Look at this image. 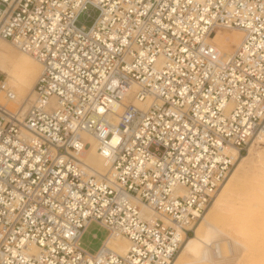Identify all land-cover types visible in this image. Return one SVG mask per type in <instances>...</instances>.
<instances>
[{
    "label": "built area",
    "instance_id": "1",
    "mask_svg": "<svg viewBox=\"0 0 264 264\" xmlns=\"http://www.w3.org/2000/svg\"><path fill=\"white\" fill-rule=\"evenodd\" d=\"M0 39L42 66L23 117L0 101V264H171L264 143V0H0ZM93 222L126 253L85 248Z\"/></svg>",
    "mask_w": 264,
    "mask_h": 264
},
{
    "label": "rangeland",
    "instance_id": "2",
    "mask_svg": "<svg viewBox=\"0 0 264 264\" xmlns=\"http://www.w3.org/2000/svg\"><path fill=\"white\" fill-rule=\"evenodd\" d=\"M97 15L98 10H92L90 16L85 13L80 17V21L89 26L92 24ZM227 34L230 35L229 41L225 40V36ZM241 34L244 36V33ZM213 39H215L216 44L223 46L228 50V52L235 51L238 46V38L236 35L231 34L230 30L227 29H218L215 31ZM8 49L13 53L9 52ZM8 52L11 55H15V58L17 57L15 62V65L18 66L17 72L21 73V71H23L25 74L27 71V61L31 62L30 57L19 51V49H17L12 43L0 39V54H7ZM19 62H21V64ZM10 66L12 65L10 64ZM20 69L22 70L20 71ZM32 72V75L37 77V74H35L34 71ZM0 73L2 72L0 71ZM2 75L4 78L7 77V74L5 73H2ZM34 77L32 83H30L27 87L30 91V99L33 98L32 90L36 81V78L34 79ZM15 78H17V75ZM254 146L255 150L262 154L263 161L262 163H259L261 166L252 162L254 165L251 163L248 164L244 171L238 174L237 179L231 187L228 197L226 198L227 201H225V209L221 210L218 217L213 220L214 225L225 234V236L223 235V237H220L221 239H218V241L222 244L224 251H228L229 242L234 245V250L237 248L235 253L228 257L226 264H253L254 261L260 260L264 257V143ZM243 154L246 155L247 151ZM235 167L236 166L233 167L223 185L233 174ZM249 168L250 171L248 170ZM213 201L209 207L212 205ZM208 208L203 212V217L199 219L190 236H194L195 230L204 218ZM206 231L207 230H205V232ZM108 234V229L101 226L97 222H93L87 227L82 237V245L89 250H97L101 246L103 240L107 238ZM94 235H96V237ZM177 255L173 260L174 263ZM193 259L194 257L192 254H188L186 256L187 261H191ZM195 264L206 263L202 262Z\"/></svg>",
    "mask_w": 264,
    "mask_h": 264
},
{
    "label": "bare ground",
    "instance_id": "3",
    "mask_svg": "<svg viewBox=\"0 0 264 264\" xmlns=\"http://www.w3.org/2000/svg\"><path fill=\"white\" fill-rule=\"evenodd\" d=\"M218 29H224V28H217L216 31ZM227 30H230L231 34L236 35V37L238 38L237 44H239L241 40L243 39V36L241 34L243 32L239 29H227ZM3 40L11 43L8 40H5V39ZM225 40L229 41L230 35L227 34L225 36ZM213 41L215 42V39H213ZM217 45L219 46L221 50L228 51L223 46L219 44ZM9 52L7 54H0V71L2 73L7 74L5 83L7 87L11 88V90L14 91L16 95V99L13 101H9L6 99L5 94L2 91H0V101L7 102L8 105L11 106L12 108L19 109V113L21 117H23L25 113L27 112V110L30 108L31 103L33 101L34 86L41 73L42 66L31 55L21 51L22 53L30 57L31 62L27 61V64H26L27 71L25 74L23 73V71H21L22 69H20L21 73L17 72L18 66L15 65L17 57L15 58V55H11ZM19 63L21 64V62ZM10 64L12 66H10ZM32 71H34L35 74H37V77H34L32 75L33 73ZM16 75H17V78H15ZM33 77L34 79L36 78V81L34 83L33 90H32L33 98L30 99V91L28 90L27 87L30 83H32ZM135 103L137 105H142V103H140L137 100H135ZM86 137L89 141L92 142V145L89 149H86L84 158L94 168L103 172L105 170V164H104L103 158L101 157L100 153L97 150V142L91 136H86ZM259 144L261 143H254L250 145L248 147L247 154L246 155L243 154L240 157H238L236 163L234 164V166L236 167H235L233 174L228 178L227 182L224 185L222 184L221 187L218 189V191L216 192L214 196L215 199L212 205L208 208L204 218L198 224L195 230L194 236L189 235L185 238L179 250L175 263L172 261L171 264L173 263L174 264H195V263H202V262L206 264H226L228 257H230V255H233L235 253V250L237 248H235L234 250V245L231 242L228 243V251L227 252L224 251V248L222 247V244L218 241V239H221L220 237H223V235L225 236V234L222 230H220L218 227L214 225L213 220L218 217V214H220L221 210L225 209L224 206H225V201H227L226 198L228 197L230 189L234 185V182L236 181L238 174L244 171L247 165L250 163L252 164V162H254L255 164L257 163V165L259 163H262L263 161L262 154L258 153L257 150H255V146H254V145H259ZM259 166L261 165L259 164ZM248 170L250 171V168ZM143 209L148 211L147 207L145 206L143 207ZM202 217L203 216L201 214L200 218ZM205 230L207 231L205 232ZM103 242L105 243L107 247L112 248L118 253H122V254L126 253L130 245L129 240L126 237L121 236V235H118V236L110 235L109 237L107 236V238H105ZM188 254H192L194 259L191 261H187L186 256ZM253 264H264V257L261 258L260 260L254 261Z\"/></svg>",
    "mask_w": 264,
    "mask_h": 264
},
{
    "label": "clouds",
    "instance_id": "4",
    "mask_svg": "<svg viewBox=\"0 0 264 264\" xmlns=\"http://www.w3.org/2000/svg\"><path fill=\"white\" fill-rule=\"evenodd\" d=\"M103 155H105V156L108 155V150L107 149L104 150Z\"/></svg>",
    "mask_w": 264,
    "mask_h": 264
}]
</instances>
